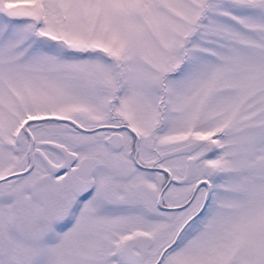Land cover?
Masks as SVG:
<instances>
[{
    "label": "snow or ice",
    "instance_id": "6c2138e0",
    "mask_svg": "<svg viewBox=\"0 0 264 264\" xmlns=\"http://www.w3.org/2000/svg\"><path fill=\"white\" fill-rule=\"evenodd\" d=\"M0 264H264V0H0Z\"/></svg>",
    "mask_w": 264,
    "mask_h": 264
}]
</instances>
